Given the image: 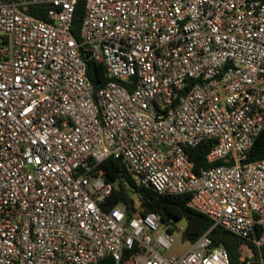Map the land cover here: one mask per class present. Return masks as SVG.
Returning <instances> with one entry per match:
<instances>
[{
    "label": "built area",
    "instance_id": "built-area-1",
    "mask_svg": "<svg viewBox=\"0 0 264 264\" xmlns=\"http://www.w3.org/2000/svg\"><path fill=\"white\" fill-rule=\"evenodd\" d=\"M78 1H0V264H231L206 235L164 257L175 237L124 177L104 180L108 158L135 186L189 195L254 247L243 264H264V159L248 161L264 129V0H82L76 41ZM38 4L50 22L23 11ZM86 59L111 79L96 92ZM207 142L194 173L187 150ZM120 187L131 218L101 208Z\"/></svg>",
    "mask_w": 264,
    "mask_h": 264
},
{
    "label": "trees",
    "instance_id": "trees-1",
    "mask_svg": "<svg viewBox=\"0 0 264 264\" xmlns=\"http://www.w3.org/2000/svg\"><path fill=\"white\" fill-rule=\"evenodd\" d=\"M2 2H10L16 0H0ZM48 4L28 5L23 8V11L28 15L35 17L44 22H50L47 17ZM83 17V1L79 0L74 10L71 33L79 41V29ZM86 75L92 85L93 91H98L111 79L108 77L103 65L100 62H95L91 59H86ZM212 142L203 143L195 148L187 150V156L192 161L194 173L201 167L209 166L205 161V156L212 147ZM264 159V129L255 138L250 151L248 161ZM223 161L219 160L211 165H219ZM99 169L102 172L106 182H114L121 177L127 180V184L139 196L141 209L143 214L155 213L159 216L162 223H167L169 220L178 222L185 220L186 227L183 231L182 238L184 241L193 244L201 236L206 235L209 240L208 249L215 247H223L229 256L231 264H235V256H238L241 246L244 245L239 238L228 233L221 227H212L211 221L204 215L195 212L187 207L189 195H161L149 188L135 186L127 175L125 167L120 160L108 158L100 164ZM132 200L129 194L123 189L115 190L102 204V210L108 211L117 204L123 205L127 212V218L133 215ZM248 247L255 252L253 246ZM125 259V258H124ZM96 264H124L115 262L110 257H105Z\"/></svg>",
    "mask_w": 264,
    "mask_h": 264
},
{
    "label": "rangeland",
    "instance_id": "rangeland-1",
    "mask_svg": "<svg viewBox=\"0 0 264 264\" xmlns=\"http://www.w3.org/2000/svg\"><path fill=\"white\" fill-rule=\"evenodd\" d=\"M185 227V220H180L177 223L171 224H160V226L158 227V233L163 234L167 231V228H169L171 230L170 232L175 237L174 242L170 245V247L167 250L161 252L164 257H180L192 247L190 243L184 241L182 238ZM245 257H254V252L247 245L241 246L238 256H235V264H243V259H245Z\"/></svg>",
    "mask_w": 264,
    "mask_h": 264
}]
</instances>
